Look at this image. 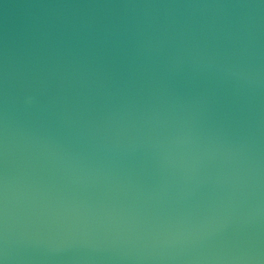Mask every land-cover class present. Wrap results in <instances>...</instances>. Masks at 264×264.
<instances>
[{"label":"water","instance_id":"1","mask_svg":"<svg viewBox=\"0 0 264 264\" xmlns=\"http://www.w3.org/2000/svg\"><path fill=\"white\" fill-rule=\"evenodd\" d=\"M5 207L8 264L264 248V0H0Z\"/></svg>","mask_w":264,"mask_h":264},{"label":"clouds","instance_id":"2","mask_svg":"<svg viewBox=\"0 0 264 264\" xmlns=\"http://www.w3.org/2000/svg\"><path fill=\"white\" fill-rule=\"evenodd\" d=\"M33 101V97L27 98L28 103ZM7 105V99L5 98V106ZM243 261V264H264V248H254L251 252L243 257H238ZM9 255L7 251V220H6V207H5V220H4V232H3V255L0 256V264H8Z\"/></svg>","mask_w":264,"mask_h":264}]
</instances>
